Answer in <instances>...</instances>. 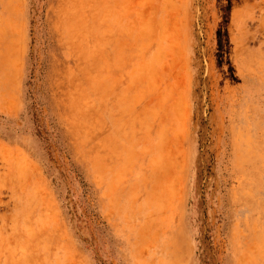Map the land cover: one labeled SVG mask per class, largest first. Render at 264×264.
I'll list each match as a JSON object with an SVG mask.
<instances>
[{"label":"rangeland","instance_id":"1","mask_svg":"<svg viewBox=\"0 0 264 264\" xmlns=\"http://www.w3.org/2000/svg\"><path fill=\"white\" fill-rule=\"evenodd\" d=\"M0 264H264V0H0Z\"/></svg>","mask_w":264,"mask_h":264},{"label":"bare ground","instance_id":"2","mask_svg":"<svg viewBox=\"0 0 264 264\" xmlns=\"http://www.w3.org/2000/svg\"><path fill=\"white\" fill-rule=\"evenodd\" d=\"M180 146V145H179ZM167 149V148H166ZM170 150V149H169ZM162 151H165V150H162ZM166 152H168L167 150H166ZM178 179V178H177Z\"/></svg>","mask_w":264,"mask_h":264}]
</instances>
